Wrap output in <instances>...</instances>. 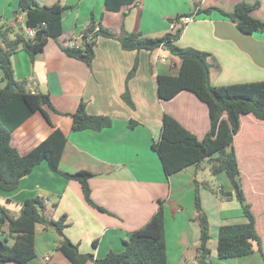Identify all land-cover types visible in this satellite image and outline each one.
<instances>
[{"label": "crops", "instance_id": "obj_1", "mask_svg": "<svg viewBox=\"0 0 264 264\" xmlns=\"http://www.w3.org/2000/svg\"><path fill=\"white\" fill-rule=\"evenodd\" d=\"M35 1L40 6L59 3L66 7L61 20L62 35L57 41L49 40L33 60L24 51H17L11 59L14 77L17 81H25L27 90L49 95L53 108L61 114L47 107L44 109L54 128L60 129L66 137L59 170L70 174L80 170L90 172L93 175L88 180L91 199L106 213L84 201L78 182L52 172L45 162L23 177L14 191H0V207L16 218L26 200L42 198L48 218L57 220L66 215L67 226L63 234L78 245L79 252L101 259L109 252H122L124 241L151 219L161 201L167 264H195L200 243L194 204L195 182L203 181L198 179V170L209 171L210 164L205 160L198 167L191 165L166 177L159 157L150 149L151 143L160 138L164 114L175 118L199 140L209 129L208 108L192 93L181 91L166 101L157 96V75H177L179 60L160 48L123 51L116 40L99 38L88 67L82 61L67 57L59 45L80 47L81 34L91 18L115 35L123 25L127 32L161 37L170 32L166 23L168 19L193 14L194 20L184 26L175 45L208 54L210 83L223 86L261 82L264 81V32L243 34L222 13H231L236 4L244 2L257 5L250 16L264 22V0H135L117 12L107 11L104 0ZM207 8L215 10L208 15L202 13ZM2 19L12 27L16 24L24 26L25 14L19 12L18 0H0V21ZM135 61L136 71L127 82L135 107L131 110L123 103L121 95L125 90L126 76ZM3 86L0 72V88ZM81 101L86 105L87 114L108 116L112 125L99 132H72L71 119L65 114L73 113ZM129 120L135 121L136 125L129 128ZM246 121L250 128H264V122L252 115H241L240 129L233 137L234 151L235 140L243 132ZM52 130L41 113L35 112L12 133L10 145L20 155H25L45 140ZM254 138L257 143L262 140L257 132ZM236 160L239 161L238 156ZM261 167L252 166L251 175L260 173ZM248 181L260 185L262 188L253 192L264 197V179ZM204 191L205 188H199L201 197ZM246 200L251 201L248 197ZM235 202L228 203L236 211L234 222H225L220 210L218 221L214 224L208 222V258L214 264H264L255 243L254 252L249 256L217 259L219 227L245 222L240 206ZM250 209L260 238L252 204ZM5 230L6 227L1 228L0 240L7 237ZM57 242L58 236L52 229L36 225V255L27 264H71L55 250ZM11 243L12 240L7 238L6 244ZM261 248L264 251L262 242Z\"/></svg>", "mask_w": 264, "mask_h": 264}, {"label": "trees", "instance_id": "obj_2", "mask_svg": "<svg viewBox=\"0 0 264 264\" xmlns=\"http://www.w3.org/2000/svg\"><path fill=\"white\" fill-rule=\"evenodd\" d=\"M134 2L135 0H104V6L107 11L117 12L122 6H130ZM256 6L241 2L234 6L231 13L222 14L243 34L264 32V22L250 16V12ZM18 10L25 14L23 27L21 24L12 27L0 21V72L4 83L0 88V191L4 193L14 191L23 177L30 174L34 167L45 162L52 172L60 174L67 180L78 182L84 201L94 209L106 213L91 199L88 180L93 175L90 172L80 170L70 174L59 170L66 137L60 129L54 128L44 107L56 114L61 113L53 108L47 93L31 92L27 90L25 81L15 79L11 62L12 56L19 50L24 51L33 60L35 55L43 51L49 40L57 41L62 35L61 20L66 7L59 3L40 6L35 0H18ZM213 10L215 9L207 8L202 13L208 15ZM125 14L124 12L123 15ZM190 16L195 17L193 14H186L168 21L176 23L181 17ZM24 28L33 29L34 35L28 37ZM182 31L183 27H178L161 37L150 38L140 32H127L121 25L119 34L115 35L110 29L91 18L81 34L80 47L62 45L59 47L67 57L82 61L88 67L94 58L93 49L99 38L116 40L123 51H153L160 48L179 60L177 75H157V96L160 100L166 101L174 98L181 91L192 93L208 108L209 129L199 140L175 118L164 114L160 138L157 142L151 143L150 149L159 157L166 177L191 165L198 167L205 160L210 164L209 171L212 175L225 174L231 192H224L220 187V198H230L233 195L245 222L219 227L217 259L249 256L254 252L255 243L257 252L264 262V251L255 229V219L239 183V168L233 147V137L240 129V115H252L256 120L264 122V81L213 86L210 83L211 65L207 60L208 54L175 45ZM136 68L135 61L126 76L125 90L121 95V100L131 110L135 107L127 89V82L134 75ZM85 107V103L81 101L73 113L65 114L71 119L72 132L85 130L99 132L112 125V120L108 116L89 115ZM35 112H40L53 130L27 154L20 155L10 145L12 133ZM135 125V121H128L129 128ZM203 183H201L203 188L209 189ZM199 185L195 182L194 204L200 241L195 264H214L208 258L209 224L201 208ZM44 211V200L40 197L26 200L21 205L16 218H12L5 208L0 207V231L2 227H6L7 233V237L0 240V264L7 262L27 264L35 257L36 225L50 228L56 233L58 242L55 250L62 253L71 264H167L164 212L161 201L151 219L124 241L122 252H109L101 259L94 258L92 254L80 253L78 245L72 243L63 234L67 226L66 215L53 220L48 218ZM8 237L12 240L11 245L6 244Z\"/></svg>", "mask_w": 264, "mask_h": 264}, {"label": "rangeland", "instance_id": "obj_3", "mask_svg": "<svg viewBox=\"0 0 264 264\" xmlns=\"http://www.w3.org/2000/svg\"><path fill=\"white\" fill-rule=\"evenodd\" d=\"M1 22L4 23V20L2 19ZM166 23L169 29L170 24L173 22L167 21ZM154 36L158 37L159 35ZM154 36L152 35V37L150 38H155ZM256 132L262 137V140L258 143L256 142L257 140H255L254 138V133L256 134ZM235 151L237 152L236 155L238 156L239 160L237 161L239 168V183L241 184L243 192H246V194H244L245 200L247 199V197L251 200V203L248 200H246V202L248 204H252L253 210L257 215V231L260 234V239L262 240L261 242L264 248V197H261L255 192H253L258 191V189H261L262 187L260 185H257L253 181H248V179H264V128L262 130L250 128L248 122L246 121L243 132L235 140ZM258 165L262 166L261 172L256 175H251L252 166L257 168ZM198 179L203 180L199 183V188H203V186L201 185V183L203 182V184L209 187V189H206V191L203 192L204 196L202 195L201 197V192H199L201 208L204 211V214L206 215L207 221L211 224L217 222L219 219L218 216L220 214V210L222 212V217L224 218L225 222H234V212L236 211L228 204L230 202H235L234 196L232 195L230 198H220V187H222L224 192H231V188L225 174L220 173L214 176L208 170L204 172L202 170H198ZM223 203L228 205L222 206L221 204ZM4 234L7 236L6 230Z\"/></svg>", "mask_w": 264, "mask_h": 264}, {"label": "built area", "instance_id": "obj_4", "mask_svg": "<svg viewBox=\"0 0 264 264\" xmlns=\"http://www.w3.org/2000/svg\"><path fill=\"white\" fill-rule=\"evenodd\" d=\"M194 20L193 16L190 17H181L176 24L171 23L169 26L170 31H173L174 29L178 27L186 26L187 24L191 23ZM24 31L28 37H32L34 35V30L31 28H24Z\"/></svg>", "mask_w": 264, "mask_h": 264}]
</instances>
